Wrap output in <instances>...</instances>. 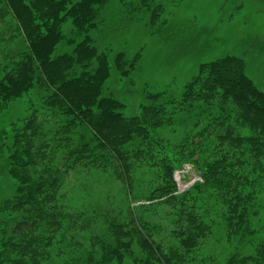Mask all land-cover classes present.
Instances as JSON below:
<instances>
[{
  "label": "trees",
  "instance_id": "trees-1",
  "mask_svg": "<svg viewBox=\"0 0 264 264\" xmlns=\"http://www.w3.org/2000/svg\"><path fill=\"white\" fill-rule=\"evenodd\" d=\"M109 1L0 0V264H264V90L227 54L126 112L88 34ZM179 1L127 12L159 30Z\"/></svg>",
  "mask_w": 264,
  "mask_h": 264
},
{
  "label": "rangeland",
  "instance_id": "rangeland-1",
  "mask_svg": "<svg viewBox=\"0 0 264 264\" xmlns=\"http://www.w3.org/2000/svg\"><path fill=\"white\" fill-rule=\"evenodd\" d=\"M136 1L110 0L102 10V19L88 33L99 48L110 47L108 83L114 90L123 89L118 97L126 112L138 111L142 100L138 87L142 83L156 89L173 77L182 82L195 73L199 62L227 54L241 57L249 77L264 90V0H180L173 6L167 4V20L159 30L147 17L136 20L127 12ZM149 27L156 32H150ZM63 29L69 30L67 22ZM58 46L57 50L66 48L64 44ZM118 51L128 57L140 52V71L119 78L113 67ZM131 79L137 89L125 91L132 87ZM13 192L14 183L5 172L4 154L0 152V203ZM261 203L253 241L264 238V193Z\"/></svg>",
  "mask_w": 264,
  "mask_h": 264
}]
</instances>
